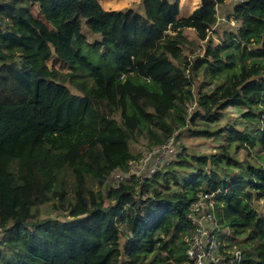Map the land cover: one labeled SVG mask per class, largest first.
Masks as SVG:
<instances>
[{"label":"trees","instance_id":"16d2710c","mask_svg":"<svg viewBox=\"0 0 264 264\" xmlns=\"http://www.w3.org/2000/svg\"><path fill=\"white\" fill-rule=\"evenodd\" d=\"M228 1L177 18L179 0H140V12L0 0V264H182L188 205L215 191L219 226L244 237L241 264H264V0H231L238 27L182 57L183 31L206 41ZM227 107L243 112L221 124ZM184 128L224 142L179 153L151 179L88 187L127 171L141 155L130 143L154 150ZM64 168L70 194L57 187ZM47 204L64 217L39 219Z\"/></svg>","mask_w":264,"mask_h":264},{"label":"rangeland","instance_id":"374dc122","mask_svg":"<svg viewBox=\"0 0 264 264\" xmlns=\"http://www.w3.org/2000/svg\"><path fill=\"white\" fill-rule=\"evenodd\" d=\"M169 2H172L174 0H168ZM188 1L189 5H186V2ZM235 1V0H232ZM99 4L103 9H108V10H121L123 8L127 7H132L136 10L139 11L140 5L139 2L140 0H98ZM105 2H109L112 5L108 8L104 7L103 4ZM120 5H117V3H120ZM231 0L226 2L222 7L219 8L218 13H217V22L219 23L218 25H215L212 30L208 33V39L206 41H199L197 40L195 33L190 30L186 29L183 31V37H184V45H183V56H188L189 58H192L193 56L197 55L200 53V48H203L207 45L208 41H210L211 46L215 47L219 45L220 41L225 38V35L222 32L224 28H229L231 27L233 30L237 28L236 24L238 22H235L231 19V17L228 19L227 17L231 14L232 11V6L230 4ZM200 5V0H179L178 6H179V13L177 18H182V17H187L189 16L195 8H197ZM30 13L31 15L44 22L43 17L41 14H39V9L38 5L36 4V13L33 11V5L30 4ZM38 13V16L36 15ZM231 19V20H230ZM229 22V26L228 23ZM83 32L87 34V40L89 42H93L94 40L98 39V35H90L87 32V27H83ZM87 54V52H85ZM52 63L50 64V66ZM63 72L67 71V69H63ZM195 88L200 84V78H195ZM69 89L76 94H80L74 87L71 85L67 84ZM209 87H205L204 90H209ZM243 109L239 107H227L223 113V117L220 121L221 124L224 123H233L237 121L242 114ZM178 135V138L176 136ZM224 141L221 138L214 139V140H205L202 138H192L188 135V132L186 131V128L184 129H177L173 135V140H171L167 146L169 145V148L172 149L171 157L167 158L162 161V164L160 166V169H165L169 167L170 162L174 161L176 159V156L180 153H210V152H215V148L217 145L223 143ZM130 149L134 153H140V157L142 155L151 152V150H147V144L146 142L139 140L138 142H132L130 143ZM258 148H256L254 151H258ZM154 151V150H153ZM152 151V152H153ZM174 154V156H173ZM254 152H251L250 155H254ZM238 155H244V152L240 150L238 152ZM170 161V162H169ZM73 183H74V177L68 169H62L58 173V188L64 190L67 193H71L72 188H73ZM87 185L89 188L92 190L98 192L101 191L104 193L105 187L112 186V182L107 181L106 184L99 189L97 185L90 179H87ZM256 207L258 211L262 212L264 208V199H260L259 201L256 202ZM39 211V219H44V218H62L64 217L65 212L59 208H54L52 204H47L40 206L38 208ZM223 233H227L231 235V241L230 244L238 246L240 249L242 245V240L244 239L243 236H235L230 228L222 227ZM185 234L183 235V238H185ZM126 264V263H122Z\"/></svg>","mask_w":264,"mask_h":264},{"label":"built area","instance_id":"2783aa9c","mask_svg":"<svg viewBox=\"0 0 264 264\" xmlns=\"http://www.w3.org/2000/svg\"><path fill=\"white\" fill-rule=\"evenodd\" d=\"M238 27V23L236 24ZM151 150L136 160L128 162L126 172H114L108 181L111 187H117L135 176L138 179H151L156 171L160 170L162 161L171 157L173 152L167 144ZM153 151V152H152ZM174 156V154H173ZM170 162V161H169ZM217 191L212 193H199L188 205L186 218L191 229L182 237L185 246V258L182 264H241L243 250L230 244L231 235L223 233L216 220Z\"/></svg>","mask_w":264,"mask_h":264},{"label":"bare ground","instance_id":"6f19581e","mask_svg":"<svg viewBox=\"0 0 264 264\" xmlns=\"http://www.w3.org/2000/svg\"><path fill=\"white\" fill-rule=\"evenodd\" d=\"M120 4H121V2H120V3H117V5H120ZM111 5H112V4L109 3V2H105V3L103 4V6L106 7V8L110 7ZM186 5H189V4H188V1L186 2Z\"/></svg>","mask_w":264,"mask_h":264},{"label":"crops","instance_id":"0c3cea01","mask_svg":"<svg viewBox=\"0 0 264 264\" xmlns=\"http://www.w3.org/2000/svg\"><path fill=\"white\" fill-rule=\"evenodd\" d=\"M36 5V4H35ZM104 10H108V9H104ZM141 10L139 9V12H140ZM40 14V13H39Z\"/></svg>","mask_w":264,"mask_h":264}]
</instances>
